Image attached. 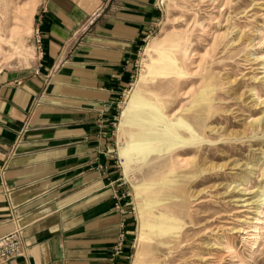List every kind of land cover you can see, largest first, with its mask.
<instances>
[{"label":"crops","instance_id":"1","mask_svg":"<svg viewBox=\"0 0 264 264\" xmlns=\"http://www.w3.org/2000/svg\"><path fill=\"white\" fill-rule=\"evenodd\" d=\"M160 16L159 0L42 1L41 57L0 71V237L14 215L24 226L23 253L5 264H109L121 220L128 263L112 126Z\"/></svg>","mask_w":264,"mask_h":264},{"label":"rangeland","instance_id":"2","mask_svg":"<svg viewBox=\"0 0 264 264\" xmlns=\"http://www.w3.org/2000/svg\"><path fill=\"white\" fill-rule=\"evenodd\" d=\"M8 1L10 16L16 14L18 17V28L12 33L8 30L0 32V71L29 67L38 57L33 39L34 30L38 27L34 24V16L43 0ZM159 5L160 19L137 57L135 76L120 99L112 126L115 155L120 173L122 170L125 177L122 178L128 186L132 217L129 234L131 252L127 264L131 263L138 251V234L142 229L147 233L143 251L147 264H151L152 259H157L161 264H264V245L250 256L243 239L248 237V233H253L250 231L253 230L252 222L263 216L259 212L264 209V200L255 201L264 199V127L254 131L249 126L253 119L264 116V106L257 105L251 95L253 89H257L260 96L258 101L264 103V60L256 59L257 55L264 53V0H175L174 3L159 0ZM208 21L212 23L210 31L203 35L201 26ZM27 28L30 34L24 43L34 52L31 59L24 55L20 57L9 44L17 38L23 39ZM226 28L234 34L239 32L242 42L236 48L228 47L216 54L210 76L213 82L220 79V84L214 89L220 97L213 102V109L223 117L211 120L208 126L221 131L220 137H213L211 133L206 139H198L201 150L203 147L207 150L214 148L210 146L211 142L223 144L220 150L214 152L213 149L199 157L201 165L220 164L222 168L210 171L208 165V170L198 175L192 184L167 182L158 192L157 187L162 184L153 174L160 168L162 160L152 159L153 150L146 149L141 143L132 151L129 173L126 175L119 148L129 143L130 134L138 135V127L133 124L128 128V122L124 139L122 116L127 102L137 91L142 95L148 93L151 77H146V65L156 56L153 41H161L172 32L180 31L188 35L192 48H198L200 55L207 42L202 40L209 39L217 29L221 32ZM233 42L236 43V39L230 44ZM196 44L201 45L197 47ZM199 55H190L187 61H192L187 67L194 75ZM194 79L196 82L185 90L190 87L196 91L202 86V83L198 85V75ZM183 98V104L188 105L187 95ZM138 150L149 153L146 160L138 154ZM197 155L196 151L182 154L187 159ZM250 165L252 172L247 174ZM242 175L250 178L249 181L240 179ZM150 181L156 191L152 192L145 207L142 187ZM169 187L173 189L170 191ZM244 200L253 203L248 211L240 212L247 210L242 206L246 203ZM171 240H175L177 245L169 249L164 244ZM227 243L233 244V251L225 248Z\"/></svg>","mask_w":264,"mask_h":264},{"label":"bare ground","instance_id":"3","mask_svg":"<svg viewBox=\"0 0 264 264\" xmlns=\"http://www.w3.org/2000/svg\"><path fill=\"white\" fill-rule=\"evenodd\" d=\"M169 1L174 3L175 0ZM8 6V0H0V21L2 23L0 24V32L8 30L12 33L14 29L18 28V17L16 14L10 16ZM210 24L212 23L208 21L201 26L203 35L210 31ZM29 34L30 29L27 28L26 36L23 39L17 38L14 42L7 40L10 41L9 44L13 52L20 57L24 55L25 57L27 56L26 58L31 59L34 52L30 46L24 43ZM235 39L236 43L230 44ZM202 41L207 42L204 44L203 52L200 55L198 48H192V41L189 40L188 35L180 31L172 32L161 41H153L152 45L156 46V56L151 58L150 64L146 65V69L148 66L146 77H151L148 93L142 95L137 91L127 102L122 116V136L124 139H126L125 129L128 122V128L132 127L133 124L138 127L136 130L138 135L133 136L130 134L129 143L126 142L124 146L119 148L124 172L126 175L129 173V162L133 149L140 146L141 143L144 144L146 149L150 148L153 150L154 156L152 159L161 158L162 160L160 168L153 174L162 184L157 187L158 192L167 182H175V184L181 181L187 184L193 182L198 175H202L204 171L208 170L206 169L208 165L210 166V171L222 168L220 164L203 163L201 165L199 157L203 153L212 152L213 149L214 152L220 150L219 148L223 147V144L211 142L210 146L214 148L207 150L203 147L204 149L201 150V141L198 139H206L211 133L214 134L213 137H220L221 131H215L208 126L211 120H219L223 117L222 114H218L213 109V102L220 97L214 91L216 85L220 84V79L213 82L210 76L214 69L216 54L223 52L228 47L236 48L242 42V36L239 32L234 34L233 31L227 30V28L221 32L217 29L209 39L204 38ZM200 45L196 44L197 47ZM190 55L192 57L199 55L195 75H198V85L202 83V86L196 91L191 90L190 87L185 90V88L196 82L194 72H191L187 67L189 63H192V61L187 63ZM256 59L264 60V53L257 55ZM142 72L145 73V69ZM258 93L257 89H253L251 95L256 100L257 105L264 106L263 102L258 101L260 98ZM185 95H187L189 101L188 105L183 104ZM262 113L264 115V110ZM263 117L253 119L249 123L252 130H259L264 127ZM189 151H196L198 155L190 159L184 158L182 154ZM138 154L145 160L149 156L148 152L145 154L139 150ZM220 156L218 155L217 157ZM247 169V174H250L252 172L250 171L251 165ZM240 179L248 182L250 178L242 175ZM142 188L143 204L147 207L152 192L156 191H154L155 186L150 181L146 182ZM169 188L170 191L173 189L172 187ZM263 200V198H260V200L256 199L255 201L262 202ZM244 201L246 202L247 200ZM252 203H244L242 206L247 207V210L242 209L239 211H248L249 205ZM259 213L263 216L255 218L252 222L253 230L250 231H253V233H248V237L243 238L249 254H251L250 256L254 255L264 245V209ZM244 233H247V231H244ZM146 234L143 229L139 232L138 251L130 264H147L143 253L147 243ZM175 245H177L175 240L164 244L169 249ZM225 248L234 250L231 243L225 244ZM150 263L161 264L157 259L150 260Z\"/></svg>","mask_w":264,"mask_h":264},{"label":"built area","instance_id":"4","mask_svg":"<svg viewBox=\"0 0 264 264\" xmlns=\"http://www.w3.org/2000/svg\"><path fill=\"white\" fill-rule=\"evenodd\" d=\"M34 46L36 51L38 52V56L42 55V33L39 27H36L34 30ZM38 58V57H37ZM39 67L35 70V73H38ZM102 119L98 120V126H101ZM8 193V192H7ZM129 197L128 191L125 194ZM123 195H119L118 193H114L113 197L115 200L114 207L116 210L122 212V204L120 201L122 200ZM127 206L130 205V202L126 203ZM13 229L6 235L0 237V264H5L8 261L22 255L24 249V226L20 223V218L17 215L12 217ZM127 228L125 225V221L121 220L119 223V232L116 237V242L113 246L112 253L110 255L109 264H119L118 260L122 257L124 253L125 243L127 239ZM126 260H129L130 255L123 256Z\"/></svg>","mask_w":264,"mask_h":264}]
</instances>
